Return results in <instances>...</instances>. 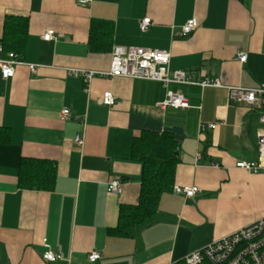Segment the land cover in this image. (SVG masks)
Segmentation results:
<instances>
[{"label":"crops","instance_id":"obj_1","mask_svg":"<svg viewBox=\"0 0 264 264\" xmlns=\"http://www.w3.org/2000/svg\"><path fill=\"white\" fill-rule=\"evenodd\" d=\"M146 17L152 23L142 31ZM9 18L28 24L23 64L9 79L0 71V264H169L264 218V171L236 167L258 157L260 111L230 103L228 89L264 84V0H0V39ZM192 18L197 28L176 36ZM94 20L113 24L112 48L170 50L172 69L218 78L223 87L70 74L110 69L112 50L89 48ZM47 30L57 38L44 41ZM108 90L113 107L102 103ZM168 90L183 93L189 107H158ZM64 108L71 117L62 121ZM209 123L217 125L200 131ZM142 131L173 135L174 185L201 192H163L151 224L122 236L112 229L121 207L140 200L143 164L132 143ZM114 177L122 181L117 194L108 191ZM30 179H49L53 188H32ZM44 240L61 260H44ZM94 250L102 257L91 262Z\"/></svg>","mask_w":264,"mask_h":264},{"label":"built area","instance_id":"obj_2","mask_svg":"<svg viewBox=\"0 0 264 264\" xmlns=\"http://www.w3.org/2000/svg\"><path fill=\"white\" fill-rule=\"evenodd\" d=\"M94 0H78L82 5L92 3ZM152 20L149 17L140 22L142 31L148 29ZM198 26L196 18L188 20L177 32L176 36L186 37L190 35ZM44 41H52L57 38L54 30H47L43 36ZM6 54V57L3 55ZM171 51L167 49H151L137 46L114 45L111 53V66L107 72L77 69L69 70L70 74L83 78L90 82L96 76L102 77H127L132 79H144L159 81L164 86L170 84H197L202 87H223L218 78L208 77L204 74L196 78L195 73H188L181 69H172ZM239 59L245 62L247 59L246 52L239 54ZM23 64V61L13 52H6L0 42V71L2 78L9 79L15 76L16 66ZM32 71L36 65L29 64ZM230 103L248 110H259L260 123L264 126V84L258 88L246 89L241 87H230ZM102 103L105 106L113 107L117 103V98L111 90L105 91L102 97ZM161 109L176 108L185 109L189 107L188 99L181 92L168 90L165 98L158 103ZM71 117L69 108L61 111L60 118L62 121ZM216 123L201 124L200 131H205L216 127ZM78 144L83 143L81 136L76 137ZM258 148L256 161H239L236 163L237 168H242L247 172L264 171V129L257 134ZM201 154H197V159H201ZM218 167L219 164H214ZM110 193H120L122 191V181L119 177L110 179L108 183ZM173 191L177 194L184 195L187 198L195 197L200 188L197 186L174 185ZM46 250L42 254L44 260L55 262L62 259L60 254L55 253L44 240ZM101 253L94 250L89 255L91 262L101 259ZM169 264H264V218L252 222L251 224L239 228L220 239H217L202 248L200 251H192L183 260L171 262Z\"/></svg>","mask_w":264,"mask_h":264},{"label":"trees","instance_id":"obj_3","mask_svg":"<svg viewBox=\"0 0 264 264\" xmlns=\"http://www.w3.org/2000/svg\"><path fill=\"white\" fill-rule=\"evenodd\" d=\"M27 20L9 18L4 24L3 36L0 39L6 52H13L19 58L24 52L27 33ZM114 35L113 24L94 20L89 30V48L91 51L109 52L112 50ZM112 52V51H111ZM177 143L171 133L142 131L132 143V154L143 164L140 200L134 206H122L118 225L113 233L122 236H135L137 232L151 224L156 213L160 195L174 187ZM28 161L23 160L22 167ZM35 163L53 165L46 159H35ZM49 179L38 182L35 179L24 180L26 185L37 189H51ZM30 182V184H28ZM173 191V190H172Z\"/></svg>","mask_w":264,"mask_h":264},{"label":"bare ground","instance_id":"obj_4","mask_svg":"<svg viewBox=\"0 0 264 264\" xmlns=\"http://www.w3.org/2000/svg\"><path fill=\"white\" fill-rule=\"evenodd\" d=\"M181 28H182V27H181ZM246 54H247V53H246ZM171 59H172V56H171ZM239 60H240V59H239ZM246 60H247V59H246ZM241 62H242V61H241ZM158 82H159V81H158ZM163 85H164V84H163ZM186 85H197V84H186ZM198 86H200V85H198ZM79 136H81V135H79ZM81 137H82V136H81ZM75 139H76V138H75ZM82 139H83V138H82ZM82 144H83V143H82ZM82 144H81V145H82ZM257 159H258V157H257ZM257 159H256V160H257ZM256 160H254V161H256ZM241 161H244V160H241ZM238 162H239V161H238ZM240 169H242V168H240ZM243 170H244V169H243ZM259 172H262V171H259ZM259 172H254V173H259ZM250 173H253V172H250ZM197 187H198V186H197ZM200 192H201V189H200ZM200 192H199V193H200ZM199 193H198V194H199ZM176 194H177V193H176ZM198 194H197V195H198ZM183 196H184V195H183ZM185 198H187V197H185ZM190 198H192V197H190ZM258 220H259V219H258ZM256 221H257V220H256ZM202 248H204V247H202ZM202 248H200V249H198V250H195V251H200ZM89 255H90V254H89ZM187 255H188V254H187ZM187 255H186V256H187ZM183 259H184V258H183ZM183 259H181V260H183ZM179 261H180V260H179ZM177 262H178V261H177Z\"/></svg>","mask_w":264,"mask_h":264},{"label":"rangeland","instance_id":"obj_5","mask_svg":"<svg viewBox=\"0 0 264 264\" xmlns=\"http://www.w3.org/2000/svg\"><path fill=\"white\" fill-rule=\"evenodd\" d=\"M262 128L264 129V126H262Z\"/></svg>","mask_w":264,"mask_h":264}]
</instances>
